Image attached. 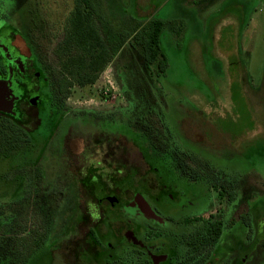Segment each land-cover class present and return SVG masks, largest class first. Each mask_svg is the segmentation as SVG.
Masks as SVG:
<instances>
[{
    "label": "flooded vegetation",
    "instance_id": "flooded-vegetation-1",
    "mask_svg": "<svg viewBox=\"0 0 264 264\" xmlns=\"http://www.w3.org/2000/svg\"><path fill=\"white\" fill-rule=\"evenodd\" d=\"M68 3L65 16L56 17L60 33L48 59L33 39L45 36L48 20L39 12L52 18L48 3L0 0V264H43L36 258L42 250L53 261L54 249L76 234L81 202L89 226L76 264H264V204L247 201L264 179H238L250 163L206 154L204 146L219 147L214 129L207 142L197 131L205 121L193 120L179 93L155 96L149 86L140 96L126 93L115 63L150 19L126 41L119 25L114 32L98 21L112 65L103 71H115L121 95L95 108L67 104L66 27L76 24L80 8L89 13L85 20L96 24L100 17L92 0ZM138 38L132 49L146 71L145 79L135 71L136 81L154 83L153 75L164 78L168 67L160 39L156 48ZM77 52L75 44L72 56ZM153 54L159 59L150 60ZM71 81L69 90L83 88ZM24 103L35 109L33 125ZM67 141L88 146L78 165ZM126 149L137 153L143 171L123 159Z\"/></svg>",
    "mask_w": 264,
    "mask_h": 264
},
{
    "label": "rangeland",
    "instance_id": "rangeland-1",
    "mask_svg": "<svg viewBox=\"0 0 264 264\" xmlns=\"http://www.w3.org/2000/svg\"><path fill=\"white\" fill-rule=\"evenodd\" d=\"M48 3L51 17H47L40 8L39 15L47 18L44 33L33 38L38 42L42 52L50 59L49 50L59 38V22L56 17H64L69 10V0H42ZM182 0H92V6L99 10V19H95L96 28L100 30L98 21L102 18L103 25L123 37L126 33L134 31L145 20L162 22L160 34L161 51L166 57L168 67L165 77L161 75L154 83L143 85V81H136V73L146 71L145 61L138 59L139 51L132 49L138 37L129 39L116 60L115 67L120 68L126 80V93L140 96L143 88H153V94L160 95L161 90L170 92V96L180 94L181 99L189 106L193 120L203 127L197 126V131L204 133L207 142L209 129H214L217 136L216 144L219 147L204 146L206 154L210 156H230L235 163L247 161L251 165L248 170L238 171L240 176L262 177L264 179V0H251V14L248 20L240 25L220 27L221 39L199 41L196 26L191 20L193 9L183 6ZM242 0L221 2L220 8H233L234 4ZM227 2V3H226ZM249 6V5H248ZM217 8V9H218ZM195 10V9H194ZM213 10V9H211ZM216 12H219L214 8ZM209 10L203 11V14ZM98 15V16H99ZM147 22V21H146ZM99 24V25H98ZM228 25V24H224ZM104 27V26H103ZM38 35V37H37ZM214 38H217L215 33ZM213 43L215 45L214 48ZM131 56H130V55ZM135 55V56H133ZM116 58V57H115ZM112 67V65H107ZM117 68V69H118ZM115 71H103L96 82L83 88L73 87L70 90L71 102L86 107L95 105L114 97H120L121 87L117 86ZM119 88V89H118ZM182 88V89H181ZM180 91V92H179ZM171 93H175L172 94ZM187 109V105L183 104ZM91 110V109H89ZM188 110V109H187ZM23 111L27 114L28 122L32 125L35 120V109L26 103ZM98 136H94L93 144L99 143ZM192 138L195 139L193 135ZM79 141H67V147L72 154V160L78 165L81 153L88 149ZM123 159L135 165L140 171L143 166L135 151H124ZM116 157V156H115ZM75 168L70 170L74 172ZM239 179V178H238ZM247 201L264 204V186L253 185L248 192ZM264 207V206H263ZM81 222L77 225L76 234L63 240L53 251L56 256L48 261L47 251L42 250L36 255L43 264H76L83 255L86 247L84 238L89 226V219L84 212L83 203ZM264 211V208L263 210Z\"/></svg>",
    "mask_w": 264,
    "mask_h": 264
},
{
    "label": "trees",
    "instance_id": "trees-1",
    "mask_svg": "<svg viewBox=\"0 0 264 264\" xmlns=\"http://www.w3.org/2000/svg\"><path fill=\"white\" fill-rule=\"evenodd\" d=\"M84 10L85 8L77 9L75 14L77 22H75L76 24L72 23L67 25L66 36L62 44V75L63 79L67 82L66 87L63 89L64 96L70 94L69 88L72 85L71 80L76 81L79 87L94 84L110 61V56L107 53L104 42L95 24L91 19H83L85 17L89 18V13L85 15V13H83ZM162 27V22L149 20L141 28L136 37L144 39L147 45L152 43L158 48ZM133 33V31L126 33L125 41L129 39ZM75 44L78 47L76 57L71 54ZM149 59L158 60L159 56L153 54Z\"/></svg>",
    "mask_w": 264,
    "mask_h": 264
},
{
    "label": "crops",
    "instance_id": "crops-1",
    "mask_svg": "<svg viewBox=\"0 0 264 264\" xmlns=\"http://www.w3.org/2000/svg\"><path fill=\"white\" fill-rule=\"evenodd\" d=\"M225 4V1H231V0H182L181 3L183 6H193V13L191 15V20L194 22V26H196V34L199 41H205V40H216L221 39L220 32L222 31L220 27H226L231 26L233 27L238 23V19L240 21V25L242 23L245 24V22L249 18V14H251V0H242L238 4H234L231 8L226 9L225 7L223 9V13L221 14L220 11H222L220 8L217 7L218 4L219 7L221 6V2ZM227 3V2H226ZM249 5V6H248ZM208 12L203 14L204 10H207ZM218 10L219 12H216L214 10ZM218 8V9H217ZM213 9V10H211ZM228 24V25H224ZM246 25V24H245ZM237 26V25H236ZM217 34V38H214V34ZM219 42V41H218ZM214 48L215 47L213 43ZM218 49V48H217Z\"/></svg>",
    "mask_w": 264,
    "mask_h": 264
}]
</instances>
